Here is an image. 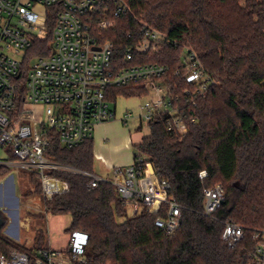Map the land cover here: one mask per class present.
Here are the masks:
<instances>
[{
    "label": "trees",
    "instance_id": "trees-1",
    "mask_svg": "<svg viewBox=\"0 0 264 264\" xmlns=\"http://www.w3.org/2000/svg\"><path fill=\"white\" fill-rule=\"evenodd\" d=\"M129 11L118 22L111 38L114 58L125 64V50L141 40L140 26L146 25L166 36L154 56L135 55V64L179 68L185 49L196 54L201 66L214 80L202 96L195 95L183 107L195 122L187 132L166 129L167 114H159L150 133L133 146L170 184L168 196L181 209V224L172 237L154 226L163 214L145 210L128 217L115 187L101 183L87 189L89 178L54 173L67 184V191L43 200L46 214L68 215L66 230L83 241L82 262L71 264H249L255 236L264 231V0H124ZM52 31L26 51L28 60L48 56ZM179 93L189 86L173 79ZM134 86L112 90L110 102L119 96L142 97ZM192 100V101H191ZM47 154L63 165L94 173L92 139L68 149L57 138ZM205 171L207 176L199 178ZM11 168L0 166V182ZM40 195L37 176L23 173ZM221 185L222 206L204 215L203 191ZM0 252L18 249L33 259L44 248L45 233L37 230L33 245L25 248L2 234ZM123 219V221H118ZM243 229V239L230 249L222 240L226 224ZM48 249V248H47Z\"/></svg>",
    "mask_w": 264,
    "mask_h": 264
},
{
    "label": "built area",
    "instance_id": "built-area-1",
    "mask_svg": "<svg viewBox=\"0 0 264 264\" xmlns=\"http://www.w3.org/2000/svg\"><path fill=\"white\" fill-rule=\"evenodd\" d=\"M128 11L124 0H0V151L5 153L0 166L37 176L42 200L68 189L54 173L87 177L89 190L110 183L133 216L143 210L162 213L154 226L172 237L180 228L181 209L168 196L170 184L158 178L144 157H134L127 167H112L109 180L60 164L47 154L51 139L72 149L89 141L96 125L114 120L109 99L115 88L134 86L145 93L140 97L145 101L139 106V119L149 128L161 113L168 116L166 129L178 134L186 133L188 124L195 122L183 107L213 86L212 76L189 49L183 52L181 66L171 73L164 65H133L135 55L154 56L167 41L146 25L140 26L141 40L126 48L125 64L118 62L111 35ZM48 30L52 31L50 54L28 60L26 51ZM173 79L189 88L179 93ZM130 118L132 114L125 113L121 121ZM206 176L205 171L199 173L200 179ZM29 192H34L30 185ZM203 196L206 216L224 202L221 185L204 189ZM221 238L233 249L243 239V229L228 223ZM254 240L249 264H264V231ZM82 250L83 241L70 233L64 250H42L33 264L82 262ZM30 263L29 256L18 249L0 252V264Z\"/></svg>",
    "mask_w": 264,
    "mask_h": 264
},
{
    "label": "crops",
    "instance_id": "crops-1",
    "mask_svg": "<svg viewBox=\"0 0 264 264\" xmlns=\"http://www.w3.org/2000/svg\"><path fill=\"white\" fill-rule=\"evenodd\" d=\"M113 109L115 112V119L96 125L91 138L93 142L94 159L104 170V179L109 180L113 179L112 167H127L134 159V154L131 152L133 145L130 137L127 138L125 143L123 142L125 137L123 128L125 123L121 121L123 116L122 118H117L115 105L113 106ZM117 139H120V143H115V140ZM14 169H16V167L11 168V172ZM17 171L19 177L17 180L19 197L15 194V186L12 176H8L0 182V206L5 210L4 212L6 213V216L11 219V225L13 224L16 226L17 231L12 234L14 238L18 237L17 232L19 230L28 232L30 226H32V228H37L36 220L34 219L32 212L29 210H36L37 214L43 213V211L40 210H44L43 200L39 195L30 197L22 195L21 183L23 184V180L27 178H25L23 174L24 172L19 169ZM95 175L103 178L98 174ZM25 210L27 213L22 214V211ZM43 227L48 235V228L46 226L42 224L39 228ZM66 245L67 243L61 249H57L50 247L48 243V248L61 251L65 249Z\"/></svg>",
    "mask_w": 264,
    "mask_h": 264
},
{
    "label": "rangeland",
    "instance_id": "rangeland-1",
    "mask_svg": "<svg viewBox=\"0 0 264 264\" xmlns=\"http://www.w3.org/2000/svg\"><path fill=\"white\" fill-rule=\"evenodd\" d=\"M16 59H20V55H15ZM145 101V98H140L137 96L134 97H122L119 96L115 104L112 103V107L115 105L116 108V115L117 118H122L125 113H131L132 118H130L125 125H123L124 128V143L126 142L127 138L130 137L132 145L135 146L140 143L142 138L147 137L150 133V128L148 124L145 121H140L139 117L142 115L141 110L139 109L140 104H142ZM120 143V139L115 140V143ZM133 154H137L135 149L132 147ZM0 158H5V153L0 151ZM18 169L12 170L11 174L9 176L13 177V182L15 186V194L17 197H19V190H18V185H17V180H18ZM104 170L101 168L100 164L98 162H94V173L102 176L105 178V174L103 172ZM28 179L23 180V184L21 183V193L23 196L26 197L27 192H29V185L34 189V186L30 183H28ZM35 191V189H34ZM34 193V192H33ZM35 196V195H32ZM30 197V196H28ZM3 207L0 206V212H2L5 216L6 213L4 212ZM32 212V215L34 219L36 220V227L37 228H32L30 226L28 232H24L23 230H19L18 237L14 238L12 234L16 232V226L13 224L11 225V219L7 217V224L5 228L2 230V234L5 235L7 238L10 240L14 241L18 245L25 248H30L33 245V238L37 230H42L45 233V243H44V248H48V243L50 247H54L57 249H61L68 241V233L66 230L70 227L71 225V219L68 215L65 216H55L52 217L49 214L46 215L45 210H40L43 211L44 213L37 214L36 210H29ZM27 213V211H22V214ZM28 215V214H27ZM127 215L128 217L133 216L132 211L129 207H127ZM30 216V215H29ZM45 216V218H44ZM118 221H123V219L118 220ZM44 225L48 228V235L46 233V230L41 227V225Z\"/></svg>",
    "mask_w": 264,
    "mask_h": 264
},
{
    "label": "water",
    "instance_id": "water-1",
    "mask_svg": "<svg viewBox=\"0 0 264 264\" xmlns=\"http://www.w3.org/2000/svg\"><path fill=\"white\" fill-rule=\"evenodd\" d=\"M3 225H4V223H3V221L0 219V230H1V228L3 227Z\"/></svg>",
    "mask_w": 264,
    "mask_h": 264
}]
</instances>
